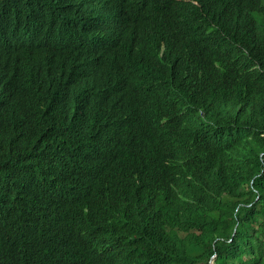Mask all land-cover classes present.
<instances>
[{
	"label": "trees",
	"instance_id": "16d2710c",
	"mask_svg": "<svg viewBox=\"0 0 264 264\" xmlns=\"http://www.w3.org/2000/svg\"><path fill=\"white\" fill-rule=\"evenodd\" d=\"M112 2L113 12L95 0H0V68L14 56L25 65L0 73V264H264V12L249 11L246 57L216 47L202 65L159 63L206 76L218 107L163 126L176 107L163 91H138L132 114L76 99L80 74L118 69L127 58L110 50L129 53L139 25L176 5ZM53 46L78 71L52 97L32 79V57ZM193 152L211 173L174 176ZM193 188L200 197L177 214L178 194Z\"/></svg>",
	"mask_w": 264,
	"mask_h": 264
},
{
	"label": "clouds",
	"instance_id": "9594fccd",
	"mask_svg": "<svg viewBox=\"0 0 264 264\" xmlns=\"http://www.w3.org/2000/svg\"><path fill=\"white\" fill-rule=\"evenodd\" d=\"M95 1L105 3L110 10L116 6L112 0ZM135 1L147 10L156 7L153 5L154 1L167 0ZM175 2L174 8L170 6L161 12L165 15L161 20L153 18V24L149 29L146 23L139 25V38L130 36L126 43L131 45L129 53L119 54L110 50L118 58L125 60L127 58L118 69L109 72L104 69L97 74L92 63L88 70L94 71L95 76L85 77L83 74L78 76L82 81L76 90L78 102H91L95 95L94 112L116 100L117 103L108 109L106 114L117 108L132 114L136 109L135 98L138 91L153 89L159 96L163 91L176 103L175 108L166 109L165 115L171 118L161 119L163 126L170 124L179 126L181 123L189 125V120L203 118L204 115L218 109L210 100L212 94L209 85L204 83L206 76L196 77L182 71L167 73L160 68L159 63L172 61L193 66L202 65L213 58L207 50L216 47L230 53L241 51L246 57L245 46H249L254 39V32H250L249 11L258 9L264 12V0H175ZM122 8L128 9L126 5ZM115 15L127 14L117 11ZM259 35L264 36L259 33L255 36ZM230 45L234 46V50L228 48ZM46 53V57L36 55L32 57V79L38 81L41 89L53 97L54 91L66 85L70 73H77L78 70L61 56L60 49L53 46L46 49ZM5 60L6 56L0 57V63ZM97 60L99 61V58ZM24 68L25 65L14 56L10 65L0 68V73H17ZM192 83L202 85V93L197 99ZM179 88L184 89L187 97L195 101L188 103L180 98L177 93ZM68 108L74 110L73 106ZM193 126L195 130V123ZM84 130L83 128L82 131ZM204 170L210 172L206 167L205 155L196 152L184 159L182 172L173 168L174 176L189 181H194V177L199 179L208 175ZM201 193L200 188L182 189V193L178 194L177 214L189 212ZM54 264L67 263L59 261Z\"/></svg>",
	"mask_w": 264,
	"mask_h": 264
}]
</instances>
